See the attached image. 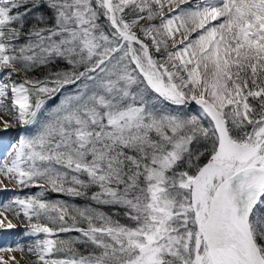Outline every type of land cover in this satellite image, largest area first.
<instances>
[{"label":"snow or ice","instance_id":"snow-or-ice-1","mask_svg":"<svg viewBox=\"0 0 264 264\" xmlns=\"http://www.w3.org/2000/svg\"><path fill=\"white\" fill-rule=\"evenodd\" d=\"M18 126L0 264H264V0H0Z\"/></svg>","mask_w":264,"mask_h":264},{"label":"bare ground","instance_id":"bare-ground-1","mask_svg":"<svg viewBox=\"0 0 264 264\" xmlns=\"http://www.w3.org/2000/svg\"><path fill=\"white\" fill-rule=\"evenodd\" d=\"M21 130L19 126L14 129H10L7 132H0V159H2L7 150L9 145L15 141L17 138L18 131ZM19 191V190H17ZM11 193H0V202H3V200L10 196ZM11 217V213H9ZM13 222L18 225L17 229L11 230L9 233H0V247L4 246L7 243L15 244L17 241H19L21 244H24L25 247H27V241L28 238L23 236V229L26 226V221L23 217L16 219L14 217ZM7 258L8 254H4ZM12 255H15L18 260H20L21 264H30L31 258L28 257L26 254H21L19 252L13 253ZM23 256V258H21Z\"/></svg>","mask_w":264,"mask_h":264},{"label":"trees","instance_id":"trees-1","mask_svg":"<svg viewBox=\"0 0 264 264\" xmlns=\"http://www.w3.org/2000/svg\"><path fill=\"white\" fill-rule=\"evenodd\" d=\"M35 191H37V189H35V188L30 189V192H35ZM75 202H76V203H80V204L84 203V201H82V200H77V201H75Z\"/></svg>","mask_w":264,"mask_h":264},{"label":"rangeland","instance_id":"rangeland-1","mask_svg":"<svg viewBox=\"0 0 264 264\" xmlns=\"http://www.w3.org/2000/svg\"><path fill=\"white\" fill-rule=\"evenodd\" d=\"M21 130H19L18 132H20ZM25 192H29L30 191V189H25L24 190Z\"/></svg>","mask_w":264,"mask_h":264}]
</instances>
